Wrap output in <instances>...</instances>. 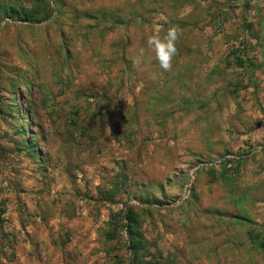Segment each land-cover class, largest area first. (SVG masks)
<instances>
[{
	"label": "rangeland",
	"instance_id": "374dc122",
	"mask_svg": "<svg viewBox=\"0 0 264 264\" xmlns=\"http://www.w3.org/2000/svg\"><path fill=\"white\" fill-rule=\"evenodd\" d=\"M262 50L264 0H0V209L47 215L39 264H264Z\"/></svg>",
	"mask_w": 264,
	"mask_h": 264
},
{
	"label": "crops",
	"instance_id": "0c3cea01",
	"mask_svg": "<svg viewBox=\"0 0 264 264\" xmlns=\"http://www.w3.org/2000/svg\"><path fill=\"white\" fill-rule=\"evenodd\" d=\"M23 207L19 209L16 205L6 203L0 209V264H7L8 255L1 253L6 238H14L17 244L12 264H39L35 248L41 246L40 243H35L38 239L50 247V242L45 240V230L51 226L43 223L47 215L33 206Z\"/></svg>",
	"mask_w": 264,
	"mask_h": 264
},
{
	"label": "clouds",
	"instance_id": "9594fccd",
	"mask_svg": "<svg viewBox=\"0 0 264 264\" xmlns=\"http://www.w3.org/2000/svg\"><path fill=\"white\" fill-rule=\"evenodd\" d=\"M179 35V27L172 25L163 34L157 28L147 37V50L154 54V58L163 72L170 71L172 68L173 58L176 55V42L179 39ZM144 54L145 48L142 47L139 56H143Z\"/></svg>",
	"mask_w": 264,
	"mask_h": 264
},
{
	"label": "trees",
	"instance_id": "16d2710c",
	"mask_svg": "<svg viewBox=\"0 0 264 264\" xmlns=\"http://www.w3.org/2000/svg\"><path fill=\"white\" fill-rule=\"evenodd\" d=\"M23 21H29V16L28 15H26L25 16V18H23ZM246 64V62L243 60H241L240 58H239V62H238V65H242V66H244ZM247 65V64H246ZM263 66H264V63H259V65H255L254 63H248V68H249V70H248V72H250V73H253L254 72V70L255 69H259V68H263ZM27 143V142H26ZM129 247H130V249L133 251V252H135L136 250H138L140 247H141V245H140V243H138V242H132L130 245H129Z\"/></svg>",
	"mask_w": 264,
	"mask_h": 264
},
{
	"label": "built area",
	"instance_id": "2783aa9c",
	"mask_svg": "<svg viewBox=\"0 0 264 264\" xmlns=\"http://www.w3.org/2000/svg\"><path fill=\"white\" fill-rule=\"evenodd\" d=\"M3 249H4L5 251H8V248H6L5 246H4V248H2V250H3Z\"/></svg>",
	"mask_w": 264,
	"mask_h": 264
}]
</instances>
